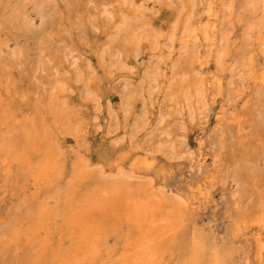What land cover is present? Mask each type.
<instances>
[{
  "label": "rangeland",
  "instance_id": "374dc122",
  "mask_svg": "<svg viewBox=\"0 0 264 264\" xmlns=\"http://www.w3.org/2000/svg\"><path fill=\"white\" fill-rule=\"evenodd\" d=\"M197 26L199 37H188ZM263 33L264 0H0V68L32 102L64 96L77 136L64 146L92 175L79 195L105 175L140 201V187L160 196L175 230L162 242L163 264H179L194 237L207 264H264V84L252 78L264 70ZM112 150L128 155L126 165L148 159L154 168L102 169L99 156ZM7 165L0 264H48L58 234L41 257L44 229L28 225L53 190L34 192L25 169ZM121 225L106 249L124 246Z\"/></svg>",
  "mask_w": 264,
  "mask_h": 264
},
{
  "label": "bare ground",
  "instance_id": "6f19581e",
  "mask_svg": "<svg viewBox=\"0 0 264 264\" xmlns=\"http://www.w3.org/2000/svg\"><path fill=\"white\" fill-rule=\"evenodd\" d=\"M206 7V17L212 18V3L209 2ZM30 23L24 25L29 31V45L32 44L34 30ZM201 29V26L194 27L188 37L198 38ZM94 52L89 55H95ZM54 62L60 64L59 60ZM252 78L264 84V70L259 75L252 74ZM50 99L48 93L32 102L29 96L21 92L18 82L10 79L3 67L0 68V164L7 161L11 173L24 168L26 180L34 187V192L53 190L28 225L30 231L37 223L44 229L45 244L41 248V257L52 248V236L58 234L48 264H163L160 253L162 242L175 233L174 228L167 225L170 222L165 216L169 213L163 200L140 187L137 193L145 198L140 201L125 183H114L115 180L105 175L104 178L101 175L98 177V187L95 189L99 190H86L79 195L81 185L89 181L92 175L85 170L87 160L84 156L72 158L73 149L64 146L69 138L74 141L77 138L70 133L72 120L66 112L64 96L61 93L56 95L57 104L51 103ZM30 102L40 111L35 116L41 118V124L34 117ZM99 157V166L102 169L109 167L110 171H119L126 166L129 172L154 168L153 160L148 159L131 160L126 165L129 158L123 150H112ZM170 210L173 211L172 217L179 212L175 206ZM158 216L159 219H156ZM123 222L127 228L124 246L118 252L106 249L107 238L114 236ZM135 229L139 234L134 237ZM152 239L154 241L151 242ZM201 243L200 237L187 242L179 264H207L208 254Z\"/></svg>",
  "mask_w": 264,
  "mask_h": 264
}]
</instances>
